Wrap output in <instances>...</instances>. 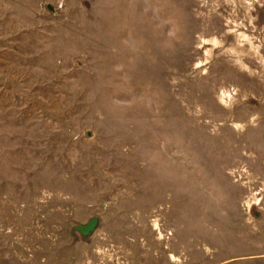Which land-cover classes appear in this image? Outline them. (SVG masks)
Segmentation results:
<instances>
[{"label": "rangeland", "instance_id": "obj_1", "mask_svg": "<svg viewBox=\"0 0 264 264\" xmlns=\"http://www.w3.org/2000/svg\"><path fill=\"white\" fill-rule=\"evenodd\" d=\"M0 264H264V0H0Z\"/></svg>", "mask_w": 264, "mask_h": 264}, {"label": "water", "instance_id": "obj_2", "mask_svg": "<svg viewBox=\"0 0 264 264\" xmlns=\"http://www.w3.org/2000/svg\"><path fill=\"white\" fill-rule=\"evenodd\" d=\"M98 227V220L93 219L87 226L78 228V231L84 236H91Z\"/></svg>", "mask_w": 264, "mask_h": 264}]
</instances>
